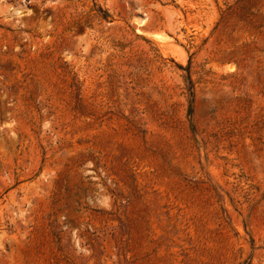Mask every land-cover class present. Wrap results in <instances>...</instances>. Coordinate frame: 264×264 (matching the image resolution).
Listing matches in <instances>:
<instances>
[{
    "label": "rangeland",
    "instance_id": "374dc122",
    "mask_svg": "<svg viewBox=\"0 0 264 264\" xmlns=\"http://www.w3.org/2000/svg\"><path fill=\"white\" fill-rule=\"evenodd\" d=\"M0 264H264V0H0Z\"/></svg>",
    "mask_w": 264,
    "mask_h": 264
}]
</instances>
